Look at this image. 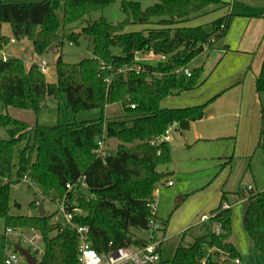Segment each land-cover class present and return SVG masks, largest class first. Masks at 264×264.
I'll return each instance as SVG.
<instances>
[{"label":"trees","instance_id":"obj_1","mask_svg":"<svg viewBox=\"0 0 264 264\" xmlns=\"http://www.w3.org/2000/svg\"><path fill=\"white\" fill-rule=\"evenodd\" d=\"M117 0H45L37 4L0 5V50L11 42L2 35L9 25L15 41L29 40L37 57L62 48L65 42L79 45L82 38L93 39V57L78 64L64 62L60 55L55 64L56 82L49 83L37 63L28 67L22 59L0 56V129L9 139L0 140V219L7 229H35L44 240V256L39 264H80L79 241L75 231L45 217L15 216L12 207L21 206L11 198V188L27 178L37 184L45 197L62 198L66 186L86 178L87 188L77 197L82 214L76 223L90 229L93 249L99 254L126 247H145L149 240L139 238L134 230L149 231L152 221L161 222L166 232L168 222L157 218L156 192L171 174L161 167L172 163L168 143L158 139L177 125L187 131L204 118L208 103L196 107L170 109L162 106L171 97L198 89L202 69H192L187 78L181 69L212 50L225 38L233 15L222 16L208 26L185 27L215 12L229 9L225 0H150L154 5L143 10L139 1L124 0L121 9L126 19L112 25L107 20L86 22L91 14L105 10ZM86 25L75 32L76 25ZM156 26L141 32H127L132 26ZM211 28L209 31L207 27ZM120 50L121 55H115ZM154 52L166 62L144 64L141 72H120L135 67L137 53ZM111 79L110 83L106 80ZM256 92L264 96V62L256 80ZM51 99L74 113L100 110L93 121L74 119L56 126L30 125L3 113L15 108L39 116ZM121 104L124 117L105 119L108 106ZM135 108H132V107ZM264 121V105L262 107ZM115 139V153L97 154L98 143ZM259 148L264 150V129ZM14 175V180H13ZM4 180H8L4 183ZM74 199V195L70 194ZM55 200V199H54ZM226 196L202 227L204 233L186 243V233L178 245L163 241L159 247L160 264L169 250L170 264H223L242 262L234 243L233 212L224 209ZM31 206L37 209L36 202ZM220 224L221 232L212 230ZM243 228L253 247L264 259V192L248 196L243 204ZM171 256V257H170Z\"/></svg>","mask_w":264,"mask_h":264},{"label":"rangeland","instance_id":"obj_2","mask_svg":"<svg viewBox=\"0 0 264 264\" xmlns=\"http://www.w3.org/2000/svg\"><path fill=\"white\" fill-rule=\"evenodd\" d=\"M43 1L45 0H0V5L37 4ZM123 1L124 0H117L105 10L91 14L87 17L86 22L92 23L101 19L107 20L108 23L112 25H117L123 22L126 19V15L121 9ZM136 1H139L142 4L143 10L154 5V2L150 0ZM225 1L230 2V0ZM234 2L241 7H243L242 4H245L244 6L246 9L248 8V10H255L254 8L263 7L262 5H264V0H234ZM221 15L220 12H215L197 19L187 24L185 27L208 26L213 21L220 18ZM86 22L82 23L80 26L76 25L75 32H80V30L86 25ZM155 27L156 26L154 25L150 27L132 26L127 29V32H141ZM207 29L210 31V26L207 27ZM1 32L3 36H8L11 40L13 39L11 27L9 25L3 26ZM17 42V45L10 46L6 52L4 51L10 43L0 50V56L3 58L7 55H11L12 57L22 59L28 67L34 63H38L39 65L44 59L48 63L49 69L45 76L49 83L56 82L55 64L60 55L63 56L64 62L69 64H78L83 59L93 57L94 43L93 39L90 38H82L79 45L65 42L62 48L57 50L55 48L54 53L50 52L43 58H39L35 55L33 45L29 40ZM219 46L220 44L217 47ZM25 47L29 51L28 55L24 54ZM113 52L115 55L122 54L120 50H114ZM210 54L212 53L205 50L204 54L197 61L190 64L189 69L201 68L205 63L207 66L206 69L215 65L214 63L217 59L215 57L210 58ZM257 68L258 64L256 63L253 71H256ZM48 101L49 103L44 105L42 113L39 116L35 115L32 111H24L15 108L4 109L3 113L31 125L40 124L49 127L56 126L59 123H65L72 119L78 122H86L97 120L102 116L100 110L74 113L72 110L67 109L64 104L57 103L51 99H48ZM123 117L124 111L121 104L108 106L105 111V119L108 121L121 120ZM247 131L248 130L245 129L243 132L244 135L240 138V145L237 154L236 148L234 150V139H230V141L233 142L231 149L226 150L224 147H218L220 150V154H216L218 157L213 154L216 151L215 147L212 152H210L211 155L208 154L209 152L205 151V148L208 147L207 145H198L191 148L189 151H173L177 163L175 164V167L177 165L183 170L184 175L182 176V179H180V177L177 178V176L173 179L176 184L174 188L168 186L161 187L156 199L158 218L168 222L166 235L171 239L168 240L169 243L166 244L167 247L170 245L173 249L175 245H178L182 237L185 235V232H187L185 238L186 243L192 242L195 237L203 234V227H198L195 224L200 222L202 214L208 216L210 215L211 210L220 205L223 195H225L231 203H236L240 198H246L251 194V192L247 191L248 186L254 188V193L264 192V150L258 147L250 156L245 157L246 145L244 146L243 143L247 141ZM172 136L173 142L175 143L178 139L176 132H174ZM6 139H9L7 131L5 129H0V140ZM118 145L119 142L115 139L103 141V150L100 155L104 156L115 153ZM172 145L174 146V144ZM206 155H209V158L206 160L204 158L202 159V157H206ZM197 157H201V159H194L191 165L188 161L186 162L187 159L191 160L192 158ZM172 166L170 168H172ZM187 173L191 175H188ZM12 178L14 180V175ZM7 182L8 180H4V183ZM183 188H190L189 192H194L186 194L185 196L181 194L183 192H177L178 190L182 191L181 189ZM181 197H184L185 199L178 202V198ZM11 198L13 203L16 202L21 206L20 209H17L14 206L12 207V214L15 216H37L38 211L33 208L31 204L40 200L44 204L47 214L54 216L52 220L53 223L57 224L62 220L61 214L57 212L58 199L54 197H45L42 192L41 195L37 194L36 190L23 181L18 185L12 186ZM232 212V242L242 256L241 264H264V259L253 247L251 240L244 231L242 206L234 205L232 207ZM215 226L216 224L212 227L213 231ZM134 233L141 239L146 240L150 237L149 231L134 230ZM157 236L160 238L164 236V234L161 232ZM15 244H19L18 240L12 236H6L5 222L0 219V264H5L8 254L14 252ZM218 259L223 264H238L237 261L229 263L227 261L228 257L223 254H220ZM169 260V250H167L164 257V264H170Z\"/></svg>","mask_w":264,"mask_h":264},{"label":"crops","instance_id":"obj_3","mask_svg":"<svg viewBox=\"0 0 264 264\" xmlns=\"http://www.w3.org/2000/svg\"><path fill=\"white\" fill-rule=\"evenodd\" d=\"M229 3V9L220 11V14H222L221 17L225 15H233L234 19L225 38L217 42L212 50L206 49L207 52L212 53L210 54V58L215 57L217 60L214 63L215 65L212 66L213 68L210 67L211 69H206V63L201 67L202 85L198 89L183 93L179 97L168 98L162 104L164 108L180 109L204 105L212 99H215L207 106L204 118L192 123L187 131L182 132L178 130L177 125L172 127L168 145L173 158L171 166H173L172 168H170V165L161 168L162 173L171 174L168 182L163 186L174 188L176 184L173 179L176 176L177 178L180 177V179H182V176L184 175L183 170L177 165L175 167V164L177 163L173 151H189L195 146L207 145L208 147L205 148V151L210 154L215 147L216 151L213 154L218 157V155H216L220 152L218 147H224L226 150L231 149L233 142H231L230 139H234V150L236 148L237 154L240 145L239 141L241 136L244 135L243 132L245 129L248 131L246 132L247 141L243 143L244 146L246 145V156H244H250L252 152L259 147L262 130L264 129L262 112L264 96L259 97L257 94L256 80L261 72L264 62V5H262L263 7L254 8L255 10H248V8L246 9L244 6L245 4H242L243 7H241L236 5L234 0H230ZM12 40L4 52H6L10 46L17 45L18 42L15 41V43H12ZM219 44L220 46L217 47ZM28 53L29 51L25 47L24 54L28 55ZM202 55H200L195 61H197ZM9 58L15 57H12L11 55L3 57V59ZM256 63L258 64V68L256 71H253ZM47 103H49L48 100L45 104ZM174 132H176L178 136L175 143L173 142L172 136ZM172 144H174V146ZM203 158L206 160L209 158V155L202 157V159ZM194 159H201V157L192 158L191 160L187 159L186 162L188 161L191 165ZM169 182H172L173 185L169 186ZM181 190L182 191L178 190L177 192H183L181 194L184 196L194 192H189L190 188H183ZM158 191L155 194V211ZM253 191L254 188L251 192ZM40 192L42 191L39 189V193ZM184 199V197L178 198V202H181ZM247 199L248 197L240 198L238 202L231 203L226 197L224 204L228 205L231 209L234 205H241L243 208V204ZM217 208L211 210L210 215L208 216L202 214L200 222H197L195 225L201 227L209 222L212 218V212ZM37 216H39V212ZM158 219L164 221L160 218ZM216 228L217 227L215 226L214 231H216ZM163 234L164 236L160 237L161 240L168 241L171 239L166 235V232ZM157 235L158 234H156V237H158ZM146 240H149V238ZM15 245L19 246L17 244ZM241 263L242 262H239L238 264Z\"/></svg>","mask_w":264,"mask_h":264},{"label":"built area","instance_id":"obj_4","mask_svg":"<svg viewBox=\"0 0 264 264\" xmlns=\"http://www.w3.org/2000/svg\"><path fill=\"white\" fill-rule=\"evenodd\" d=\"M15 43V40H12ZM7 60V59H4ZM135 67L125 68L120 72L136 71L141 72L144 64L156 65L158 63L166 62L165 56L156 55L154 52L137 53L135 56ZM39 68L43 74L48 72V63L43 59L39 64ZM183 73L187 78L192 77V70L181 69L177 73ZM107 83L111 82V79L106 80ZM132 108H135L134 106ZM170 128L164 136L158 139L157 143L163 142L168 143L170 141ZM97 153L100 155L103 150V142L98 143ZM24 183H27L31 188L39 193V187L37 184L32 183L27 178L23 179ZM169 186L173 183L169 182ZM87 188L86 178H80L76 183H69L66 186V194L58 199V213L61 214L62 220L57 224L62 228H69L75 231L78 236L79 250H78V261L80 264H160L161 256L159 253V247L164 240L156 237L164 229L161 222L152 221L150 223V237L149 244L145 247H126L120 248L109 252L108 254H99L93 249V245L90 238V229L87 226H80L76 223V217L81 215L82 211L77 207V197ZM252 187H247V191L251 192ZM70 194L75 197L72 199ZM224 209H228V205L223 206ZM155 209V207H154ZM216 233L220 234L221 225L216 224ZM6 236L15 237L18 240V245L26 249L36 260L37 264L41 261L44 256V240L40 232L35 229L24 230V229H7ZM14 252L8 254L5 260V264H27L26 260L19 254L15 249ZM239 263V261H237Z\"/></svg>","mask_w":264,"mask_h":264},{"label":"water","instance_id":"obj_5","mask_svg":"<svg viewBox=\"0 0 264 264\" xmlns=\"http://www.w3.org/2000/svg\"><path fill=\"white\" fill-rule=\"evenodd\" d=\"M50 51L54 52L55 46H52L50 48ZM36 204H37V210L39 212V216L45 217L47 215V212H46L45 207L42 204V202L40 200H37ZM15 249L26 260L27 264H37V260L26 249H24L21 246H16Z\"/></svg>","mask_w":264,"mask_h":264}]
</instances>
